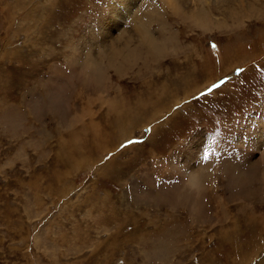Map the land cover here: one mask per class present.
<instances>
[{
  "label": "rangeland",
  "instance_id": "1",
  "mask_svg": "<svg viewBox=\"0 0 264 264\" xmlns=\"http://www.w3.org/2000/svg\"><path fill=\"white\" fill-rule=\"evenodd\" d=\"M210 1L201 25L160 0H0V264H264V196L218 175L264 167V0ZM153 5L158 59L136 50Z\"/></svg>",
  "mask_w": 264,
  "mask_h": 264
},
{
  "label": "bare ground",
  "instance_id": "2",
  "mask_svg": "<svg viewBox=\"0 0 264 264\" xmlns=\"http://www.w3.org/2000/svg\"><path fill=\"white\" fill-rule=\"evenodd\" d=\"M120 1L122 2L123 0H120ZM160 2H161V5L165 4L164 7L170 6L174 10H179L180 15L190 14L189 20L198 22L201 25L207 19V15H206L207 12H210V20H213V14L211 13L210 10H208L209 5L213 4V2L210 0H160ZM226 3H228V0L221 1V2H215V4L219 5L220 7H222L221 5L226 4ZM161 5L160 7H157L156 5L147 7L146 10L148 11V14L146 18L140 21L138 24V32L140 35V41H139V44L136 46V50L137 49L141 50V48H144V50H146L145 54L151 56V58L153 59H158L160 58V56H163L166 52H168L169 51L168 44L174 41V39L168 40L165 33H163L167 31V24L165 23L166 17L164 15ZM222 8H224V6ZM152 20L158 21L159 23L158 30L160 31V36L162 37L156 35L153 29H149V30L147 29L149 22ZM130 42H131L130 40L127 41L123 49L118 50V49L112 48L109 50V53L104 54V55H107L108 61H111V60L113 61L115 57L117 56H121V55L126 56V54L128 53L127 49L130 46ZM141 53L138 52L135 54H139L142 56ZM182 53H185V51L183 50ZM145 54H143V56H145ZM153 98L154 96L150 95L144 104H152V106L158 105L160 99H156V98L153 99ZM108 104L111 105V102L109 101ZM263 150H264V145H263ZM203 171H205V169L202 170V172ZM206 174H207V179H208L211 175L208 173ZM260 219H264V216L260 217ZM263 232H264V227H257L255 230V233H263ZM256 236L258 237V235ZM257 244H258V241L256 242L253 241L251 245H248L247 247H244V248L242 245H236L234 246V251L239 252L241 258H244V255L245 257H247V255L249 254L253 255V254L258 253V250L260 247H258ZM241 247L243 248V250H240Z\"/></svg>",
  "mask_w": 264,
  "mask_h": 264
},
{
  "label": "clouds",
  "instance_id": "3",
  "mask_svg": "<svg viewBox=\"0 0 264 264\" xmlns=\"http://www.w3.org/2000/svg\"><path fill=\"white\" fill-rule=\"evenodd\" d=\"M218 175L224 181L227 189L233 194L248 193L264 196V167L257 164V161L232 165L222 162L218 166ZM206 169L196 173L190 171L184 178L187 188L198 194L206 187Z\"/></svg>",
  "mask_w": 264,
  "mask_h": 264
},
{
  "label": "snow or ice",
  "instance_id": "4",
  "mask_svg": "<svg viewBox=\"0 0 264 264\" xmlns=\"http://www.w3.org/2000/svg\"><path fill=\"white\" fill-rule=\"evenodd\" d=\"M218 86H219V85H215L214 87H218ZM208 158H209V156H208V154L206 153V154L204 155L203 159H204L205 161H207Z\"/></svg>",
  "mask_w": 264,
  "mask_h": 264
}]
</instances>
